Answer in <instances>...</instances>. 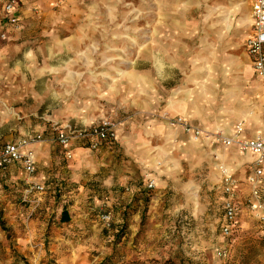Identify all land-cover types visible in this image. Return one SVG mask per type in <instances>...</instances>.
I'll return each instance as SVG.
<instances>
[{
  "label": "rangeland",
  "instance_id": "1",
  "mask_svg": "<svg viewBox=\"0 0 264 264\" xmlns=\"http://www.w3.org/2000/svg\"><path fill=\"white\" fill-rule=\"evenodd\" d=\"M244 8L249 15L246 0L23 7L22 27L0 36V150L38 134L33 144L49 150L57 176L34 196L14 178L20 165L0 170V264H264V194L253 195L241 168L228 173L232 194L224 173L214 176L217 150L230 148L212 137L218 117H233L223 108L264 105L243 50ZM185 98L199 121L171 113ZM102 121L115 138L96 149L58 142V130ZM183 126L201 131L193 150Z\"/></svg>",
  "mask_w": 264,
  "mask_h": 264
},
{
  "label": "built area",
  "instance_id": "2",
  "mask_svg": "<svg viewBox=\"0 0 264 264\" xmlns=\"http://www.w3.org/2000/svg\"><path fill=\"white\" fill-rule=\"evenodd\" d=\"M18 0H4L3 10L5 14V23L7 26L17 28L19 18L17 15ZM251 5V16L253 19L252 32L245 42L246 52L248 53L255 75L261 80L264 89V0H249ZM5 34L1 33V37ZM185 131L190 132L193 138H197L201 131L196 128L183 126ZM214 141H218L225 146L234 145L242 152H249L253 156L251 164V173L247 177V183L250 185V191L255 196H259L261 180L264 175V131L251 138L242 137V123L239 122L234 127L232 135H226L222 131L213 133ZM72 138H85L89 141V146L96 149L100 141L112 140L115 138L113 124L109 121H102L90 126L87 129L77 131L69 128L58 130L57 139L63 146H68ZM40 139V135H27L15 141L5 143L0 150V170H5L8 166L18 164L22 167L26 178H31L36 171V161L34 151L29 147ZM24 190V194L34 191L44 192V183H34L30 180ZM237 184L228 173L223 176V189L232 194ZM255 206V205H253ZM258 207L261 205L258 204ZM224 224L222 230L224 234H229L236 222V206L229 197L224 201ZM261 236L264 238V226L261 230Z\"/></svg>",
  "mask_w": 264,
  "mask_h": 264
},
{
  "label": "crops",
  "instance_id": "3",
  "mask_svg": "<svg viewBox=\"0 0 264 264\" xmlns=\"http://www.w3.org/2000/svg\"><path fill=\"white\" fill-rule=\"evenodd\" d=\"M40 1L44 2L46 0H18L17 1V15L19 18L20 28L22 27L21 24L24 23L23 11H22L23 7L24 6L31 7L32 5H34ZM246 1H247L248 6H249V11H250L249 15L251 18V23H249L250 31L246 35V37L243 41V50H244V53H245V55L249 61V66L252 70V73H253V75H255V72H254L252 64H251L250 57H249L248 53L246 52V48H245V42L252 32V26H253L250 1L249 0H246ZM3 3H4V0H0V36H1V33L5 34L4 37H1V38L5 39L8 35H11V33L14 32L15 28L11 27V26H7V24L5 23V14H4V10H3ZM257 79H258V81L261 82V80L258 77H257ZM248 80H250V78H244V81L247 83L249 82ZM258 81L255 80L254 85H255V87L257 86V89L259 90L260 86L258 85ZM263 91H264V89H263ZM185 105L191 106V101L187 100L186 98L184 99V101L176 99V100H174V102L171 105V107H172L171 110H173L174 112H171V110H169V111L171 113L175 114L176 116L178 114L184 113V115H187V117H192V119H194V121L200 120V119L195 118L196 116L200 115V117L203 118V115H201L200 113L192 114L189 110H185L184 109ZM248 109L249 108H247V106H244L242 104H241V106L238 104L237 107H230V106L224 107L223 113L232 112L233 117L230 118L231 115H229V114L218 117V119L220 120L217 122L218 129H220L226 135H232L234 132L235 125L237 123L241 122L242 123V137H244V138H251V137L255 136L256 134L263 132L264 131V105H263L260 113H255V114H258V121H255L252 116H249L251 113H250V111L249 112L247 111ZM26 135H28V134H25L24 136H26ZM29 135H31V134H29ZM73 140H78V143L87 144V146L90 148L88 139L72 138L70 141L71 144H72ZM9 142H12V141H9ZM6 143H8V142H6ZM182 143L184 144L185 142L182 141ZM203 144L206 145L205 142ZM188 146L192 150L195 149V148H192L195 146L190 145V139L188 140ZM228 147H230V148L226 149V148L220 147V150H219L220 153L229 152L230 154H233V152H234V155L235 154L248 153L251 156L250 160L243 161V162L239 163L238 165H237V162H235V161L233 162L232 160H231L232 163L230 164L232 166L231 171L235 168H241V169H239V173H240V175L242 174L244 176V180H245V182H247V177L251 173V164L253 161L252 154L249 152L237 151V149L234 145H230ZM30 148L34 151V154H35L36 167L37 168L41 167L43 169L37 170L31 178H26L21 169H20V171H18V173H16L15 176L12 175L11 177L14 176V178L20 179L22 181L21 182L22 186L23 185L26 186L28 184V182H30V180L34 183H45V181L48 182L50 179H53L52 177L57 176V173L55 174L52 171H49V170H51L50 166H51L52 160H53L49 150L46 149V147H43L42 144L38 145L36 143L33 144ZM222 149H225V150H222ZM235 150H236V152H235ZM206 153H207V151H206ZM228 160L229 159H227L225 161L227 162ZM43 165L44 166L46 165L45 167H47V168H45ZM247 172H248V174H247ZM260 188H261L260 193L264 194V175L262 176ZM22 189H23V187H22ZM36 195L39 196V195H41V193H35L34 196H36ZM31 197H33V196H31Z\"/></svg>",
  "mask_w": 264,
  "mask_h": 264
},
{
  "label": "bare ground",
  "instance_id": "4",
  "mask_svg": "<svg viewBox=\"0 0 264 264\" xmlns=\"http://www.w3.org/2000/svg\"><path fill=\"white\" fill-rule=\"evenodd\" d=\"M244 12V21L246 23H251L250 15L246 14L245 8L243 9ZM250 70V69H249ZM249 116H252L255 121H258V114H255V112H252ZM197 139H194L193 137L190 138V145L191 146H197ZM237 151H240L238 148H236ZM236 152V150H235ZM218 156L220 160L223 162L222 164H217L216 169L214 172L215 177H219L222 173H229L232 169V166L230 165L232 162H237V165L243 161H247L251 159V156L248 153L244 154H230L229 152H223L220 153L219 150H217ZM239 153V152H238ZM229 159L227 162L225 160ZM226 163V164H225Z\"/></svg>",
  "mask_w": 264,
  "mask_h": 264
},
{
  "label": "trees",
  "instance_id": "5",
  "mask_svg": "<svg viewBox=\"0 0 264 264\" xmlns=\"http://www.w3.org/2000/svg\"><path fill=\"white\" fill-rule=\"evenodd\" d=\"M63 213V212H62ZM62 221H67L68 220V217H67V215L64 213V215H62Z\"/></svg>",
  "mask_w": 264,
  "mask_h": 264
}]
</instances>
